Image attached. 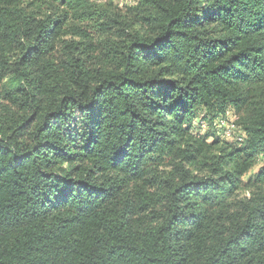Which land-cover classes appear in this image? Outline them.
I'll return each instance as SVG.
<instances>
[{
    "label": "trees",
    "instance_id": "trees-1",
    "mask_svg": "<svg viewBox=\"0 0 264 264\" xmlns=\"http://www.w3.org/2000/svg\"><path fill=\"white\" fill-rule=\"evenodd\" d=\"M130 8L0 0V39L21 51L12 72L22 86L7 98L30 115L11 116L30 122L26 132L0 124V264H264V157L247 177L242 213L220 208L264 146V0ZM105 42L110 61L93 69ZM57 47L62 62L36 60ZM227 106L239 111L241 148L189 134L196 111L219 118ZM180 149L177 179L157 206L147 168ZM191 153L216 164L219 178L188 179Z\"/></svg>",
    "mask_w": 264,
    "mask_h": 264
},
{
    "label": "rangeland",
    "instance_id": "rangeland-1",
    "mask_svg": "<svg viewBox=\"0 0 264 264\" xmlns=\"http://www.w3.org/2000/svg\"><path fill=\"white\" fill-rule=\"evenodd\" d=\"M95 3H100L102 5H111L112 8L117 12L120 11L123 15L127 14L130 15V7L136 4L137 0H90ZM42 9H46L49 12H52L50 7L42 6ZM54 9V8H53ZM55 10V9H54ZM127 18V17H125ZM9 39H0V49L2 45H5L6 50L4 51V56L9 61V67L6 71L1 70L0 73L2 78L0 80V124L3 126L9 127L12 125L11 128L19 127L20 130L26 132V130L30 127V122L24 123L21 121L16 122V124H11V116H21L26 115L29 117L30 115L23 114L21 111L18 110L16 106H14L7 98L8 90L15 89L17 87L22 86V81L18 79L17 75L12 72V69L16 67L17 60L21 56V51L15 46H13ZM109 46V42L100 43L97 47V50L91 54V59L89 62V66L93 69H99L104 65L108 64L110 61V55L107 52ZM66 50H62L60 47L52 51H47L46 49L38 50L36 60L39 62H51L55 65L62 62L65 58ZM41 62V63H42ZM63 81L61 82H54L49 87L51 91V95L44 96L45 101H49L50 98H55L57 93L61 88H63ZM226 112V113H225ZM239 111L234 109L230 106H227L224 110V114L216 118V115L207 113L206 111L200 109L195 112V115L189 122V134L197 135L200 138H203L208 144L218 141L224 145H227L231 148H241V143L239 140L242 138L243 133L241 130H237V127L230 131L229 137H225L224 133L221 134V131H226V126L229 127L231 121H238L239 119ZM222 129V130H221ZM221 134V136H220ZM219 136L220 139L225 138L228 142H222L217 140L216 136ZM223 145V146H224ZM212 151V150H211ZM216 150L211 152V155H214ZM257 154V155H256ZM256 159L254 164L251 168V171L248 172L242 179L241 184L237 185L233 191L225 190L223 196V207L221 209L226 208H238V212L242 213L243 206H244V199L250 197L249 189L245 186L247 177L257 171L262 163L261 159L264 157V146L260 147L257 152L255 153ZM182 151L180 150H172L168 157L166 156L163 160L159 162H154L151 164L147 169L146 177L150 181L149 185L150 190L156 196L157 201L155 205H160L162 202L159 201V198L164 196L166 191L170 188V185L174 183L178 176V170L180 167L179 162L182 161ZM188 159V160H187ZM187 160V161H186ZM186 161V162H185ZM184 164L185 170L190 174L188 179L192 176L202 177L204 175H212L214 178H219V174L216 170V164L209 163L208 160L203 155H189L188 158L183 160L182 165ZM58 165V164H57ZM62 167H65L66 164H62ZM215 169V172H214ZM229 170L226 168L223 169V173H227ZM148 185V186H149ZM255 197V193L253 194ZM264 194L260 197L261 203L264 204V199L262 198ZM225 197V198H224ZM243 201V202H241ZM223 204H221L222 206ZM149 222V221H146Z\"/></svg>",
    "mask_w": 264,
    "mask_h": 264
},
{
    "label": "built area",
    "instance_id": "built-area-1",
    "mask_svg": "<svg viewBox=\"0 0 264 264\" xmlns=\"http://www.w3.org/2000/svg\"><path fill=\"white\" fill-rule=\"evenodd\" d=\"M235 126H236V125H235L234 121H231L229 127L226 126V131H224V135H225V137H229V136H230L229 133H230V131H232V130L235 128ZM236 127H237V126H236ZM237 130H238V127H237Z\"/></svg>",
    "mask_w": 264,
    "mask_h": 264
}]
</instances>
